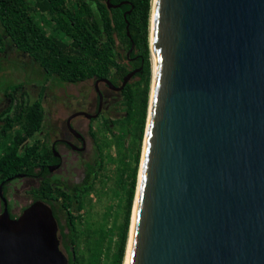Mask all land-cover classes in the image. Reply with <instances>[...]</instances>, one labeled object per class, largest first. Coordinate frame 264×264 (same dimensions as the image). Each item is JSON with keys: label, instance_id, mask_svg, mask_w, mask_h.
<instances>
[{"label": "water", "instance_id": "95a60500", "mask_svg": "<svg viewBox=\"0 0 264 264\" xmlns=\"http://www.w3.org/2000/svg\"><path fill=\"white\" fill-rule=\"evenodd\" d=\"M151 15L128 264H264V0H154ZM61 238L44 202L3 215L0 264H69Z\"/></svg>", "mask_w": 264, "mask_h": 264}, {"label": "trees", "instance_id": "16d2710c", "mask_svg": "<svg viewBox=\"0 0 264 264\" xmlns=\"http://www.w3.org/2000/svg\"><path fill=\"white\" fill-rule=\"evenodd\" d=\"M122 2L128 3L109 9L107 0H0V52L7 44H15L34 57L49 76L61 82L79 83L96 78L116 84L130 72L140 70L122 91L118 108L123 115L111 121L114 127L110 132L123 156L118 178L121 192L116 191L114 197L123 193L125 215L123 223L120 226L116 223L109 231L113 235L111 243L114 241L116 246L109 264H124L125 260L152 83L153 0H111L114 5ZM128 24L131 37L127 34ZM133 43L130 58L134 60L129 64L124 59L129 61L127 53ZM29 108L25 114L31 121L30 130L20 136L15 152L7 155L13 161L20 146L35 135L42 122L40 103ZM126 138L130 144L128 147L122 144L125 147L122 153L118 141ZM109 146L106 142L102 145L99 161L89 169L84 184L68 187L65 196L51 192L49 201L61 205V215H54L69 264H93L81 250L82 242L90 239V235L79 231L78 223L83 218L87 198L105 169V151Z\"/></svg>", "mask_w": 264, "mask_h": 264}, {"label": "flooded vegetation", "instance_id": "af4514ba", "mask_svg": "<svg viewBox=\"0 0 264 264\" xmlns=\"http://www.w3.org/2000/svg\"><path fill=\"white\" fill-rule=\"evenodd\" d=\"M127 57L129 61L124 62L131 64L134 59L128 53ZM7 64L21 72H13L16 82L0 87V217L9 214L18 219L39 201L60 216L61 205L49 201L51 192L65 196L68 187L87 181L89 169L99 161L102 138L112 135L111 121L118 118L114 115L123 91L117 88L123 81L61 82L15 44L0 52V66ZM85 83L89 87H81ZM37 102L43 115L41 125L20 146L13 161L7 155L15 152L20 136L30 130L25 113ZM68 166L76 172L75 182L67 175Z\"/></svg>", "mask_w": 264, "mask_h": 264}, {"label": "rangeland", "instance_id": "374dc122", "mask_svg": "<svg viewBox=\"0 0 264 264\" xmlns=\"http://www.w3.org/2000/svg\"><path fill=\"white\" fill-rule=\"evenodd\" d=\"M154 2V0H153ZM153 8V6H152ZM152 14V13H151ZM152 16V15H151ZM152 24V21H151ZM150 36H151V25H150ZM9 50V45L6 46ZM124 53L123 51H121ZM152 63V71L154 66V60L151 58ZM21 69L18 68L14 64H7L6 66H0V87L6 86L7 84H11L12 82H16L18 79L15 78L13 72H21ZM11 72V74H10ZM10 74V75H9ZM153 74V73H152ZM12 75V76H11ZM138 79H134L136 81ZM153 80V76H152ZM88 86L89 83L82 84L81 87ZM152 90V83H151ZM151 96V92H150ZM122 111L119 110L117 114L114 116L121 117ZM112 130V129H111ZM113 131V130H112ZM102 145L106 142L109 143V148L106 149L105 154V169L100 173L99 179L95 182L91 195L87 198L86 207L84 208L83 215L81 221L78 223V229L81 232L89 233L90 239L84 240L81 244V250L84 253V257L90 258V261L93 264H109L110 255L115 251V242L111 243V238H113L112 234H109L111 229L115 228V224L117 223L120 226L124 220V211H125V202L122 196L114 197L116 191H120V186L118 182L119 178V169L121 167V159L122 154L116 145V142L111 134L105 135V138H102ZM121 144V146L119 144ZM118 145L121 148L122 153L124 152V148L128 147L130 144V139L126 138L123 141H118ZM122 144L125 146L123 147ZM144 148V139L142 142V153ZM141 153V159H142ZM141 165V160H140ZM139 165V172H140ZM68 176L71 182H75L76 179L74 175L76 172L72 169V166H68ZM138 172V178H139ZM73 173V174H72ZM138 186V179H137ZM137 193V187H136ZM136 198V194H135ZM135 202V199H134ZM122 206V207H121ZM134 204L132 209L133 216ZM62 223H66L64 217L62 216ZM131 225H132V217H131ZM130 225V232H131ZM130 232L129 239L126 249V255L124 264L127 261V251L130 242ZM89 239V240H88ZM116 236L114 240L116 241ZM110 247L112 250H110ZM62 251L68 256L61 246Z\"/></svg>", "mask_w": 264, "mask_h": 264}, {"label": "bare ground", "instance_id": "6f19581e", "mask_svg": "<svg viewBox=\"0 0 264 264\" xmlns=\"http://www.w3.org/2000/svg\"><path fill=\"white\" fill-rule=\"evenodd\" d=\"M152 41H153V18H152V24H151V46H152ZM153 60H154V69H155V59L153 58ZM144 148H145V145H144ZM140 180H141V171H140V174H139V181ZM135 214H136V208L134 207L133 218H132V225H131V232H130V242H129V247H128V251H127V261H126V264H128V262H129L131 236H132V230H133V225H134V220H135Z\"/></svg>", "mask_w": 264, "mask_h": 264}]
</instances>
